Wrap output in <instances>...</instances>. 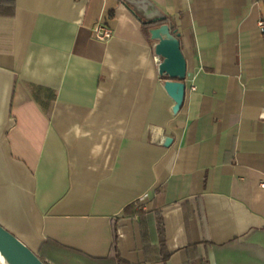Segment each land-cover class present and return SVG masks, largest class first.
<instances>
[{"label": "crops", "instance_id": "obj_1", "mask_svg": "<svg viewBox=\"0 0 264 264\" xmlns=\"http://www.w3.org/2000/svg\"><path fill=\"white\" fill-rule=\"evenodd\" d=\"M152 1L188 63L177 113L124 1L0 6V223L54 264H113V222L133 264H264V0Z\"/></svg>", "mask_w": 264, "mask_h": 264}, {"label": "water", "instance_id": "obj_2", "mask_svg": "<svg viewBox=\"0 0 264 264\" xmlns=\"http://www.w3.org/2000/svg\"><path fill=\"white\" fill-rule=\"evenodd\" d=\"M131 6L149 28L151 38L156 41L155 54L161 59L159 75L164 77V87L175 100L173 111L179 112L187 91L188 63L184 55L180 34H175L173 22L152 0H122ZM167 21L159 25V22ZM155 25V26H154ZM169 143H166L168 145ZM0 253L8 256L10 264H46L30 246L0 224ZM3 264V263H0Z\"/></svg>", "mask_w": 264, "mask_h": 264}, {"label": "trees", "instance_id": "obj_3", "mask_svg": "<svg viewBox=\"0 0 264 264\" xmlns=\"http://www.w3.org/2000/svg\"><path fill=\"white\" fill-rule=\"evenodd\" d=\"M0 6H1V12L3 14H13L14 9H15V0H0ZM169 20L173 21L174 23V20L170 18ZM164 22L166 21H162L157 24H161ZM146 26L149 27L150 25L146 24ZM172 31L176 35L180 34L176 23H174ZM179 38H180V35H179ZM126 211L127 209H125V213ZM156 217H157V224H158V230H159V235H160V245H161V249L163 253V260L166 262L169 257V252L167 251V240H166L165 222H164V217H163V207H158L156 209ZM194 246L197 247V245H194ZM36 253L46 264H54L52 260L44 257L43 253H40V252H36ZM108 258L112 260L113 264H133L125 260L121 255V251L119 248V230H118V225L116 222H113V240H112V245H111V252ZM186 264H197V263L195 262V260H190ZM203 264H206V263H203Z\"/></svg>", "mask_w": 264, "mask_h": 264}, {"label": "built area", "instance_id": "obj_4", "mask_svg": "<svg viewBox=\"0 0 264 264\" xmlns=\"http://www.w3.org/2000/svg\"><path fill=\"white\" fill-rule=\"evenodd\" d=\"M261 25H264V22L261 21ZM95 36L98 40L109 41L114 37V31L106 23L100 21L93 28Z\"/></svg>", "mask_w": 264, "mask_h": 264}, {"label": "rangeland", "instance_id": "obj_5", "mask_svg": "<svg viewBox=\"0 0 264 264\" xmlns=\"http://www.w3.org/2000/svg\"><path fill=\"white\" fill-rule=\"evenodd\" d=\"M2 224V223H0ZM6 229H8L9 231H11L12 233H14L17 237H19L22 241H25V239L22 237V235H20V233L16 230V227H13L9 224H2ZM28 245V243H26ZM29 246V245H28Z\"/></svg>", "mask_w": 264, "mask_h": 264}, {"label": "bare ground", "instance_id": "obj_6", "mask_svg": "<svg viewBox=\"0 0 264 264\" xmlns=\"http://www.w3.org/2000/svg\"><path fill=\"white\" fill-rule=\"evenodd\" d=\"M0 263L10 264V259L8 258V256L0 253Z\"/></svg>", "mask_w": 264, "mask_h": 264}]
</instances>
